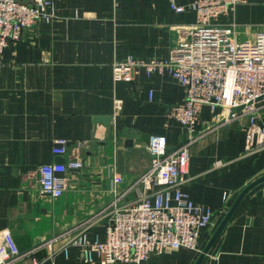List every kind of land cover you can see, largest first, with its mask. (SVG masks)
Listing matches in <instances>:
<instances>
[{"label":"crops","instance_id":"crops-1","mask_svg":"<svg viewBox=\"0 0 264 264\" xmlns=\"http://www.w3.org/2000/svg\"><path fill=\"white\" fill-rule=\"evenodd\" d=\"M53 2L57 20L26 30L1 56L0 233L9 232L25 251L90 218L148 168L147 144L160 135L168 149L192 141L182 189L214 216L198 249L166 251L141 264H195L242 191L264 177V147L246 150L248 119L221 121V108L208 105L187 131L169 113L185 97L176 80L141 70L131 81H115L112 68L129 57L169 60L196 23L195 12H176L172 0ZM191 3L174 0L180 7ZM219 23L235 25L238 39L252 38L264 29V0L238 4ZM59 139L68 142L64 157L51 154ZM74 157L83 165L67 171L63 194L42 195L38 168ZM114 176L122 183L113 190ZM105 226L95 223L87 238L103 239ZM60 245L15 264H100L97 257L84 260L76 247L65 254ZM211 263L264 264V181L243 196L200 264Z\"/></svg>","mask_w":264,"mask_h":264},{"label":"built area","instance_id":"built-area-1","mask_svg":"<svg viewBox=\"0 0 264 264\" xmlns=\"http://www.w3.org/2000/svg\"><path fill=\"white\" fill-rule=\"evenodd\" d=\"M245 1L193 0L189 6L180 7L172 0L176 12L190 10L196 14V23L172 57L164 61L129 57L113 63V79L131 81L141 70L147 76L166 73L185 90L184 99L169 110L184 129L193 131L203 106H210L212 111L221 108L225 113L221 121L248 119L246 150L263 148L264 125L258 122L264 117V29L252 38L238 39L235 25L219 23ZM56 20L53 0H0V64L9 43L21 41L26 30L40 23L52 25ZM115 108H120L119 100H115ZM190 143L168 149L164 136L150 137L146 147L149 166L129 189L116 193L90 218L28 250L20 251L12 235L1 232L0 264L31 258L56 243H61L59 250L65 254L69 247H76L84 260L97 257L100 264H141L166 251L198 249L201 232L212 223L214 212L194 203L182 189ZM67 152L66 140L53 142V156L64 157ZM82 165L78 157L41 165L40 193L59 198L66 187L67 171ZM121 183L122 179L114 176L112 189ZM131 192L134 197L128 200ZM102 220L106 223L104 238L89 240L87 231ZM55 254L51 250L49 256Z\"/></svg>","mask_w":264,"mask_h":264},{"label":"water","instance_id":"water-1","mask_svg":"<svg viewBox=\"0 0 264 264\" xmlns=\"http://www.w3.org/2000/svg\"><path fill=\"white\" fill-rule=\"evenodd\" d=\"M95 120L97 121H101L103 123H107V121L109 120L108 117H96ZM143 140V139H142ZM122 151L119 150L117 153V163L118 166L121 167L122 165ZM264 181V177H262L261 179L255 181L254 183H252L251 185H249L246 189H244L242 191V193L239 195V197L237 198V200L235 201L234 205L231 207L230 211L227 213L226 217L223 219V221L221 222V224L219 225L218 229L216 230V232L214 233L213 237L211 238V240L209 241L207 247L205 248V250L203 251V253L201 254L200 258L197 260V262L195 264H200L201 260L203 259L204 255L207 253V251L209 250L210 246L213 244V242L215 241V239L218 237L219 233L221 232V230L223 229V227L226 225V223L228 222L229 218L231 217V215L233 214V212L235 211L236 207L238 206V204L240 203L241 199L243 198V196L255 185H257L258 183ZM212 264V263H211Z\"/></svg>","mask_w":264,"mask_h":264}]
</instances>
